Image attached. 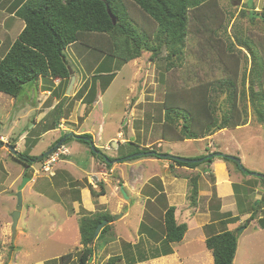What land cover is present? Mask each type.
<instances>
[{"label":"rangeland","instance_id":"1","mask_svg":"<svg viewBox=\"0 0 264 264\" xmlns=\"http://www.w3.org/2000/svg\"><path fill=\"white\" fill-rule=\"evenodd\" d=\"M218 2L221 10H223L222 20L226 17L224 24L227 25V34L231 36V41L234 42L232 29L237 26L243 30L246 36L260 44V49L264 54V22L260 20L251 22L249 20L247 15L249 11L248 0H219ZM252 3L254 11L261 12L263 10L264 0H252ZM241 12L245 14L241 15ZM139 14H134V17L139 24H142L139 19L141 14ZM228 14L232 16L229 17ZM16 22L20 24L21 21L18 19ZM8 25L9 22L6 27ZM197 27L198 25L190 21L181 66L173 67L168 71L165 70L166 50L164 48L156 57H151L149 52L142 50L139 58L127 63H123L121 60L104 54L99 50L92 49L86 44L75 43L64 50L66 61L76 76V86L86 78L85 87L87 86L90 89V85L94 84L87 97V102L93 98L96 100L97 84H100L103 89L111 79L113 81L95 109V114H98V120L104 121L103 138L98 145H103V147H105V144L110 145L107 150L102 148L101 151L105 157L115 156L113 154L114 150H116L114 148L115 145L113 146L112 143L108 144L106 141L107 137H110L117 129H120L121 135L118 139H126V137H131L130 128L133 129L134 135L132 141H136L137 145L138 143H151L153 141V145H151L153 151L167 153L168 155L177 152L178 154L175 157L192 159L196 157V151H200V148L206 149L207 152H204L205 154L215 151L211 146L212 141L215 143L214 145L234 151L231 153L237 155V159H239L242 166L250 173H258L264 176V125L258 121L257 115L252 112L247 96L244 101L237 100L238 108L240 112L242 109V116L245 117V125L228 131H221L223 135L219 133L215 135L214 132L212 135L215 136L211 138H209L211 135L207 136L205 141L176 142L171 143V145L162 143V124L164 122L162 103L165 93L170 90H176L179 94L181 90L221 77L222 69L217 58L220 55L222 57L227 55L225 53H229L225 48L226 44H228L225 35L220 34L221 39H218V35L210 37L209 34H203L202 31L199 33L195 32ZM151 28L154 29L155 25L153 24ZM221 30L220 28L218 31L222 32ZM19 31L20 28L17 29V26L9 31L6 28L0 29V58L5 55L10 45L15 41ZM216 41L218 43H215ZM217 45L220 47H217ZM234 48L232 53L241 62L239 67V76L241 77L243 70L246 69L247 73L250 67V58L245 50L236 45ZM94 75L96 76L93 77ZM38 82L25 85L23 91L16 98L0 93V264H62V262L65 264H77V258L82 248L78 231L79 220L85 212L80 206H76L78 209V213H76L74 204L75 201L78 202L80 188L91 187L95 192H100L101 187L99 184L103 185L104 192L101 195V200L106 199V202L102 203V205H96V211H98V214L107 213L109 215L112 212L111 216L114 218L110 223L111 228L107 231V234L94 242L93 257L88 264H109L107 262L108 258L118 255H121L123 260L114 264H127V261L131 259L142 261L141 257L144 255L149 257L152 254H162L163 249L160 244L155 245L158 241L157 235L161 232L163 210L167 204L162 182L170 181L173 177H180L181 180L186 181L184 191L189 197V178L200 174V166L198 171L191 170L187 172L184 168L183 170L174 167L175 164L166 161V159L157 163L153 159H150L153 162H149V158L144 159L142 157L126 161L125 164L113 163L110 168H106L102 160L92 155L96 158V161L91 168V164L84 157L86 154H90L88 153L89 151L86 152L85 150L88 147L70 139L64 142L69 155L63 157L60 161L65 159L73 162L77 165L73 166L74 170L68 172L67 175L64 173L62 180L56 179L55 175L48 177L38 174L36 177L34 171L36 170L40 173V163L36 162L29 168L16 163L8 150V143L14 144L19 138L20 132L28 133L25 141H22L21 144H16L14 149L17 147L18 150L16 151L24 153V155L39 156L46 152L48 147L55 145V141L62 136L61 133L58 134L59 131L48 132L39 138L36 146H33V135L42 131L37 125L32 128V118H34L36 112L33 108L37 107L42 100L35 101L33 105L31 103L37 96L35 91L38 88ZM52 83L54 85V82ZM66 84L68 85V83ZM66 84H60L53 91L52 97H62L67 87ZM28 90L32 91L25 98V92ZM240 90L241 86L240 89L238 88V91ZM67 96H70V94ZM52 97L50 96L47 99L38 112L47 110L51 104ZM78 98V96L71 98L72 100L68 101L67 106L66 101L63 103L62 107H65L63 108L64 117H69L70 112L67 114L66 109L71 108L74 110L75 101ZM224 98V95H220L217 100L219 107H222V112L227 106L223 104ZM220 113V110L217 111L218 116ZM57 116L58 112H55L48 118V122L51 123L52 121L54 123ZM92 118L81 122L78 128L79 132L93 135L91 132V120L95 121V118ZM127 120L128 123H126ZM13 124L14 126L10 129L9 126ZM97 128L98 126L96 125L95 129ZM71 133L67 132L66 134ZM128 139L130 141V138ZM129 149L132 151L136 148L132 147ZM235 149L239 151V155ZM60 165L62 164L58 162L54 167L56 174L60 171ZM89 165L90 168H87L88 173L81 171L84 166L87 167ZM139 167L144 168V171L141 168L138 169L144 174V182L140 185L134 182L137 181V178H140L137 170ZM228 168L230 171L236 172L232 164H229ZM91 169H94V171H90ZM92 172H94V176L91 175ZM119 174L123 176L124 180L126 178L130 179L129 182L135 186V190H132L131 193L127 188L123 187L124 192L130 195V200L125 199L120 193L123 180H121ZM235 175L249 176L242 174V172H236ZM100 176H103L104 180ZM23 178H28L29 181L22 188L21 216L13 231L11 215L16 207V193ZM51 179H55L53 188L50 189L48 188L49 186L43 188ZM253 179L261 184L256 177H250L251 183L252 181L255 183ZM117 180L120 182L117 183ZM202 182L204 185L212 184L214 178L209 173L208 175H203ZM260 187L262 186L260 185ZM39 191H46L49 198L48 202L38 197L36 193ZM146 195L151 198L155 197L154 201L151 202L150 198L145 199L144 196ZM258 195L261 200L264 199V194ZM186 199L178 198L177 201L183 204V200L185 201ZM188 199L187 202L190 204ZM92 200L95 204L97 203V200L95 201L93 198ZM238 201L236 198V205L233 208L237 218L224 220L222 217V221L217 223L216 227L221 232L226 227H240L238 232L235 231L238 239V248L233 264H264V202H261L259 208H256L257 201L249 204L243 199L242 202ZM201 202H203V199ZM201 202H199L200 206L203 204ZM212 202V204L211 201L209 203L211 206L218 207L214 200ZM127 209L130 211V216L123 218ZM246 209H256V217L253 221H248V223H245L247 220L238 223L240 211L244 212ZM231 214L226 213L224 215L230 216ZM86 215L88 216V214ZM259 217L262 218V223L258 220ZM178 218L181 221L183 220V216ZM150 222L152 223L151 225ZM145 223H148L147 227L150 226L154 229L153 233H148L145 229H142V225ZM227 224L228 226H226ZM195 225L196 223L191 224L189 222L187 226L189 233L185 240L186 246L181 248L184 243L182 241L180 244L175 245V248H180L178 249L181 251L179 252V257L187 260L189 264H205V254L208 253V250L205 248L204 243H200L199 237L195 239V244L187 245L189 243L187 240L191 239L197 232L194 230ZM243 225L245 226L243 227ZM68 253L72 254V260L69 262L62 261L60 258Z\"/></svg>","mask_w":264,"mask_h":264},{"label":"trees","instance_id":"2","mask_svg":"<svg viewBox=\"0 0 264 264\" xmlns=\"http://www.w3.org/2000/svg\"><path fill=\"white\" fill-rule=\"evenodd\" d=\"M218 1L23 0L17 8L15 16L23 22L24 26L5 55L0 58V93L16 98L23 91L25 85L35 83L39 78L47 82L59 79L62 84L69 83L73 72L66 61L64 50L75 43L86 44V46L111 55L123 63L139 58L142 50L149 52L151 57H156L164 48L166 50L165 70L180 67L186 48L189 24L190 21H193L198 25L195 31L197 33L202 31L203 34L207 33L210 37L218 35V39H221L220 34L225 35L228 41L225 48L229 53H225L227 55L222 57L220 55L217 58L222 69L221 77L181 90L179 94L176 90L165 93L162 103L164 110L162 140L169 142L197 140L223 129H235L245 125V117L242 116V109L240 112L238 108L237 100L244 101L246 96L249 99L252 112L257 115L258 121L264 125L263 51L260 49L259 43L246 36L243 30L237 26L232 29L234 42L231 41V36L227 34V25L224 24L226 17L222 20L223 10H221ZM247 6L249 7L247 15L251 22L254 20L264 22V7L261 12L254 11L252 0H248ZM106 7L116 18L115 25L112 24ZM136 13L141 14L139 19L142 24L136 21L134 17ZM244 14V12H241V15ZM228 16L232 15L228 14ZM153 24L155 25L154 29L151 28ZM220 28L222 32L218 31ZM235 45L245 50L250 58V67L247 73L246 69L243 70L241 77L239 76L241 62L232 53ZM217 47L220 46L217 45ZM240 86L241 90L238 91ZM220 95L225 96L223 104L227 106L224 112L217 103ZM219 110L221 113L218 116L217 111ZM62 139L61 145H64V142L70 139L85 144L88 148L92 144L90 134L79 136L64 134L46 152L54 149ZM9 146L15 147L13 144H9ZM127 147H135L136 149L132 151L129 149L125 155L118 158L122 159L123 162L142 157L163 159L160 155H167L148 148L140 150L139 145L134 142H128ZM46 152L39 156L18 153L16 156L11 154V157L16 163L29 168L36 162L40 163L46 156L44 155ZM90 153L102 160L106 168L111 167V164L104 162L102 157L91 150ZM216 153L210 154L211 157L201 155L194 158H202L201 163H185L170 158L164 159L171 161L176 166L194 169L201 164H210L217 157L215 156ZM230 157L237 159L235 156ZM106 158L108 161L113 160ZM217 158L231 163L239 173L242 172L239 165L229 159V155L223 154V156ZM242 174L250 175L251 173L245 169ZM198 177V175H195L189 178L190 194L188 198L192 207L196 206L197 202ZM257 179L264 187V181L260 178ZM99 185L101 187L100 192H95L91 187L89 188L91 197L94 200L104 194L103 185ZM261 202H264V199L256 203V208H259ZM174 213L175 208L172 206H166L163 210L161 232L157 235L160 247L163 249L160 255L172 253L170 244L182 241L187 231L186 224L176 222ZM256 214V209H253L245 223L253 221ZM113 218L107 213H97L91 216H83L79 220L78 231L82 248L77 258V264H88V259L93 257L94 242L107 234V231L111 228L110 223ZM104 220L108 224L93 241L97 225ZM258 220H260V223L263 222L262 218ZM147 224H143L142 229H145L148 233H153L154 229L150 226L147 227ZM239 228L233 231H222L205 239L204 245L212 255V264L233 263L238 241L235 231L238 232ZM158 255L152 254L149 257L155 258ZM60 259L69 262L72 260V254H65ZM141 259L145 261L148 257L144 255ZM121 260L122 256L118 255L109 257L107 262L114 264ZM136 262H141V260L131 259L127 261V264ZM62 264L65 263L62 262Z\"/></svg>","mask_w":264,"mask_h":264},{"label":"crops","instance_id":"3","mask_svg":"<svg viewBox=\"0 0 264 264\" xmlns=\"http://www.w3.org/2000/svg\"><path fill=\"white\" fill-rule=\"evenodd\" d=\"M23 0H0V29L2 28H6L7 31H9L11 28L13 29L14 27L17 26V29L20 28V31L22 30L24 24L21 21L20 24H17L16 20L18 21V18L15 16V12L17 10V8L20 6V4L22 3ZM8 27H6V25L8 24ZM19 31V33H20ZM18 33V34H19ZM17 34V36H18ZM17 38V37H16ZM74 75V74H73ZM75 78V84L73 86V88H71L72 90H70V96H67L66 92H67V87L65 88V92L63 94L62 97H58V96H53L52 97V93L53 91L62 83H60L59 79H55L52 80V82H54V85L52 82H47L45 80H43L42 78L38 79V88L36 89L35 93L37 94V96H35V99L33 100L32 105L35 103V101H40L41 102L37 105V107L33 108L36 112H35V120L34 118H32V128L37 125L39 126L42 131L39 132L36 135H33V138L35 140V142H37L39 140V138L45 134H47L48 132H58L61 133L62 135L66 134L67 132H72L71 134L75 135V136H79L82 134H90V133H84V132H79V126L81 124V122H85L88 121L89 119H91L92 117L95 118V121L91 120V132L93 133L90 134L92 137V145L99 150L103 155L104 153L101 151L102 148L104 150H107L108 146L105 144V147H103V145H98L100 144V141L103 138V133H104V121H99L98 120V114L96 115V106L98 105V102H100V99L102 98L103 94L109 89L111 83L113 81H111L106 88L102 89L100 84L96 85V100L91 99L89 101V103L87 102V97L89 95V92L91 91V88L94 86V84L90 85V89L87 88V86L85 87L86 84V79L82 80L81 82H79V85L77 83L78 86H76V76L74 75ZM57 83V84H56ZM69 84V83H68ZM83 84V85H81ZM31 85V84H30ZM50 85V86H49ZM76 86V88H75ZM75 88V89H74ZM30 90V89H29ZM27 91L25 92L26 94L24 95V97L26 98L27 95H29L31 93V91ZM81 92V93H80ZM80 93V94H79ZM68 94V95H69ZM51 98V104L50 106L47 108V110L45 112H38L40 107L47 101V99L49 97ZM79 97L75 102H76V106L74 108V110H72L71 108H67L66 109V113L68 114L69 112V117L66 118V116L64 117V111L62 107L63 103L66 101V106L68 104V101H71L74 97ZM72 98V99H71ZM40 99V100H39ZM68 99V100H66ZM69 106V105H68ZM58 112V116L56 118V121H54V123H49L48 122V118L54 114V113ZM93 115V116H92ZM128 123V120L127 122ZM55 124V126L53 127V125ZM96 125L98 126L97 129H95ZM14 126L11 125L9 126L10 129ZM239 128V127H237ZM236 129V128H235ZM130 134L131 137H126V139H118V137L121 135V131L120 129H117V131L111 135L110 137H107V143H112L115 145V152L111 155V157H108L110 159L116 160L118 158H120V156L125 155L128 150L129 147H127V143L128 142H134L136 143V141H132L133 140V129H130ZM230 129H223L220 131L215 132V135H217L218 133L223 135L221 131H228ZM66 132V133H65ZM28 133H21L18 135L19 138H17V140L15 141V143L13 144L14 146H16V144H21L22 141H25L26 137H27ZM215 135H211L209 138H211L212 136L214 137ZM32 138V137H31ZM130 138V141L129 139ZM207 138V139H209ZM59 139V138H58ZM57 139V140H58ZM56 140V141H57ZM162 140V138H161ZM206 138H204V140L202 139H197L196 141H205ZM55 141V142H56ZM33 142V146H36L37 143ZM178 143H190V142H195V140H181V141H176ZM176 142H169V141H164L162 140V143H165V145H171V143H176ZM212 143V144H211ZM211 146L213 147V149L215 151H211L209 153H204L207 152L206 149H201L200 151H196L197 155L196 157H199L201 155H210L213 152H217V153H221L224 155H230V156H235L237 157V155H233L234 151H229L228 148L226 147H220L218 145H214L215 143L211 141ZM10 143H8L9 145ZM139 149L142 148H148L149 150H151L153 145V141L151 143L149 142H144L143 144H139ZM98 146V147H97ZM210 146V147H211ZM233 147V146H232ZM50 147L47 148V150ZM15 150H18L17 147L15 148ZM46 150V151H47ZM86 152L90 153V148H85ZM224 150V151H222ZM210 151V150H209ZM224 153H222V152ZM227 151H229V153H227ZM236 153L239 155V151L237 149H235ZM81 153H83V151H81ZM161 153V152H159ZM161 154H167V153H161ZM177 152L174 154H171V156H177ZM84 157L87 158V161H89V163L91 164V168L92 166L95 164L96 158H94L92 156V154H86ZM179 157V156H178ZM145 158H149L148 161L149 162H153V161H157L161 162V160H165V159H154V158H150V157H144ZM195 158V157H193ZM238 158V157H237ZM150 159H153L150 160ZM168 162H171L169 160H166ZM126 162V161H125ZM125 162H117L118 164H125ZM60 165L59 166V172L56 174L55 171V178L58 180H62L64 178V173H66V175L68 174V172H71L74 170L73 166H77L76 164H74L73 162H69L68 160H63L60 161ZM231 165V163H227L225 161H223L221 158H214L213 161L210 164H201L200 165V174L198 175V182H197V189H198V193H197V202H196V206L192 207L190 206L191 204H189L187 202L188 199V194L186 193V191H184V185L186 184V181H184L183 179L181 180L180 177H173L172 180L167 181V182H162V186L163 189L165 191V197H166V206L167 207H174L175 208V219L176 222L178 223H184L186 224V226H188L189 222L192 223H196L194 230L197 231L192 237L191 239L189 238V240H187L189 243H187V245H191V244H195V239L197 237H199V241L200 243H204L205 239L213 234H217L220 233V229H218L216 227L217 223H220V221H222V217L224 218V220L227 219H233V218H237V214L234 213L233 208L236 205V198L238 201V197H239V201L238 202H242L245 201L246 203H251L253 201H257L259 202L261 200V197L258 194H264V188H262L263 186L259 183L256 182L255 179H253L255 181V183L250 180V177L253 176H246L243 177L242 175L238 176L235 175L236 172H238L236 170L235 171H230L228 168V165ZM234 166V165H233ZM166 167V166H164ZM174 167H178L180 169H186L187 172L191 171V170H195L198 171V167L194 168V169H189L186 167H179L174 165ZM90 168V165L82 168V172L84 173H88V169ZM142 171H144L143 167H139L137 168L140 169ZM175 169V168H174ZM183 169V170H184ZM138 170V174L140 175V178H137V181H134L135 183H138V185L142 184L144 181V177L142 174V171ZM90 171H94V169H91ZM94 172L91 173V175H93ZM210 173V175L214 178V182L212 184H205L202 182V177L203 175H208ZM239 173V172H238ZM203 174V175H202ZM142 175V176H141ZM94 176V175H93ZM102 180H104L103 176ZM119 177L121 178V180H123L122 185L123 187L126 189H128V191L131 193L132 190H135V186L133 184H131L129 181L130 179L126 178V180H124L123 176L119 174ZM151 178V177H150ZM254 178V177H253ZM55 180V179H54ZM53 179H51L50 181H48L47 184H45L43 186V188L46 186H49L48 188L52 189L53 188ZM148 180V179H147ZM117 183H119L120 181L117 180ZM134 183V184H135ZM145 184V183H144ZM143 184V185H144ZM260 185L262 187H260ZM42 187V185H41ZM123 188V190H124ZM155 189V188H154ZM186 190V189H185ZM41 192V193H39ZM36 194L38 195L39 198L47 201L49 198L47 197L46 191H39ZM126 194V192H125ZM160 194V193H159ZM79 198H78V202L75 201L74 204V210L76 213H78V209L76 206H80L83 210H84V215L83 216H87L86 214H88V216H91V214L94 213H98V211H96V205H102V203L106 202V199L101 200V196L98 197L97 203L95 204L94 201L92 200V197L90 195V191L89 188L87 187H83L79 189V194H78ZM127 199L130 200V195L126 194ZM145 199H149L150 201L153 202L155 197L151 198L149 196H144ZM204 197V198H203ZM260 197V199H258ZM178 198L181 199H185L187 198L185 201L183 200V204H181L180 201H177ZM203 199V202H201V200ZM205 199V201H204ZM95 200V201H96ZM189 200V199H188ZM214 200V202L218 205V207H213L211 206L209 203L211 201V204L213 203L212 201ZM49 201V200H48ZM47 201V202H48ZM199 202L203 203L201 206L199 205ZM238 202H237V206H238ZM244 204V203H243ZM184 206V209H183ZM37 209L39 210V208L37 207ZM105 210V209H104ZM233 211V212H231ZM100 212V211H99ZM240 218L238 220V223H241L242 221H246L249 219L251 213L253 212V210H247L246 211H240ZM246 212V213H245ZM229 213L231 214L230 216H225L224 214ZM110 215H112V212L110 213ZM21 216V213H20ZM19 216V218H20ZM129 217L130 216V211L127 209L126 213H124V217ZM183 216V220H179L178 217H182ZM77 217V216H76ZM18 218V219H19ZM261 218V217H259ZM228 226V224L226 225ZM236 228V227H235ZM235 228H228L226 227V229L224 231H233L235 230ZM189 228L187 227V231L182 239V241L184 242L182 247L186 246V238H187V234L189 233ZM199 232V233H198ZM182 241H180L179 243H172L170 244L172 253L168 254V255H158L155 258H150L148 257L147 260L145 261H141V262H136L134 264H189V262L187 260H185L184 258L179 257L181 251H179L178 249L180 248H175V245L180 244ZM159 241L156 242L155 245H159ZM237 248H238V241H237ZM237 252V250H236ZM123 260V258H122ZM205 264H212L213 263V258L212 255L210 253V251H208V253L205 254V260H204ZM234 262V260H233ZM233 264V263H232Z\"/></svg>","mask_w":264,"mask_h":264},{"label":"water","instance_id":"4","mask_svg":"<svg viewBox=\"0 0 264 264\" xmlns=\"http://www.w3.org/2000/svg\"><path fill=\"white\" fill-rule=\"evenodd\" d=\"M106 11H107V14L109 16V18L111 19L112 21V24L115 25L116 24V18L114 17V15L110 12V10L106 7ZM74 84V75H72L70 77V81H69V84H68V88H67V92L66 94L68 95L70 93V90L72 88ZM63 139L57 143V145L54 147L57 148L58 146L61 145ZM114 146V144H112ZM52 149V150H54ZM8 150L11 152V154L13 156H16L18 154V152L12 148L11 146H8ZM51 150V151H52ZM90 150L92 152H94L96 155L102 157V159L104 160V162L106 163H110V164H113V163H117V162H122V159H116V160H112V161H108L107 158L100 152V151H97L96 148L91 144L90 145ZM50 151V152H51ZM49 151L46 152L44 155H48L50 153ZM215 156H223V154L221 153H216ZM161 158H170L172 160H175V161H178V162H185V163H201L203 161L202 158L198 159V160H195V159H185V158H178V157H175V156H171V155H160ZM207 157H211V155H208ZM229 159L232 160V161H235L240 169L242 170V172H245V169L244 167L242 166V164L240 163L239 159H236L234 157H230L229 156ZM250 175H252L253 177H256V178H260L264 181V176L261 175V174H258V173H251ZM29 179L28 178H23L22 179V183L21 185L18 187V190H17V193H16V207H15V210L13 212V214L11 215V218H12V229L13 231L15 230L16 228V225H17V222H18V218L20 216V211H21V208H22V188L24 186V184L26 182H28ZM120 193L123 195V197L125 199H127V196L123 190V186L120 187ZM117 219V218H116ZM115 219V220H116ZM108 224V222L106 220L102 221L101 223H99L94 231V236H93V241L98 237L100 231ZM88 262L90 263L91 262V258L88 259Z\"/></svg>","mask_w":264,"mask_h":264},{"label":"built area","instance_id":"5","mask_svg":"<svg viewBox=\"0 0 264 264\" xmlns=\"http://www.w3.org/2000/svg\"><path fill=\"white\" fill-rule=\"evenodd\" d=\"M3 140V138H1ZM4 141V140H3ZM6 143V141H4ZM69 155L67 148L64 145H60L46 155L40 162V170L34 171V175L37 177L38 174L53 177L55 175L54 167L60 162L63 157Z\"/></svg>","mask_w":264,"mask_h":264}]
</instances>
